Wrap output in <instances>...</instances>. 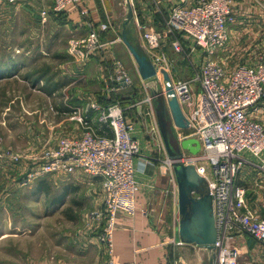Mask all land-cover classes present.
<instances>
[{
	"label": "built area",
	"instance_id": "obj_1",
	"mask_svg": "<svg viewBox=\"0 0 264 264\" xmlns=\"http://www.w3.org/2000/svg\"><path fill=\"white\" fill-rule=\"evenodd\" d=\"M17 3L22 0H6ZM51 6L40 9L42 22L49 17L64 14L70 7L79 11L84 20L88 11L83 0H47ZM136 26L141 30L146 50L158 71L152 80L169 71L164 50L170 47L176 56L190 62L193 77L173 81L163 78L166 102L176 99L180 108H188L189 129L192 138L200 143L197 155L183 152L169 157L165 165L172 173L176 167L194 168L203 181L211 200L218 231L213 246L217 264H240L241 252L231 246L235 235H245L264 248V218H258L246 199V191L236 184L250 156L260 163L264 172V124L253 119L252 113L264 103V42L260 57L254 65H241L229 71L217 59L231 39L230 28L237 23L233 0H125ZM146 8L145 15L138 7ZM110 30L109 24L91 29L86 38L74 42V56L86 62L101 48L100 38ZM81 44V45H80ZM200 54L198 60L195 54ZM113 81L118 86L133 85L122 63H114ZM152 80L143 81L144 84ZM195 85L200 92L195 90ZM172 94L167 93V89ZM111 88L110 91H116ZM147 102L152 105L148 98ZM90 114H95L94 119ZM70 119L81 126L77 139H62L55 149L42 158L43 164L27 176L23 185L50 174L74 175L82 172L98 179L101 184L103 211L95 213L105 220L99 244L107 255V264L114 260V226L118 214L134 217L137 212L136 160L146 162L141 146L135 138V123L125 116V110L114 103L96 104L74 109ZM153 133L155 131L153 130ZM179 136L181 141L192 139ZM18 164L20 158L10 153L0 154ZM182 163V164H181ZM172 183L178 187L173 174Z\"/></svg>",
	"mask_w": 264,
	"mask_h": 264
},
{
	"label": "crops",
	"instance_id": "obj_2",
	"mask_svg": "<svg viewBox=\"0 0 264 264\" xmlns=\"http://www.w3.org/2000/svg\"><path fill=\"white\" fill-rule=\"evenodd\" d=\"M3 1L5 0H0L1 11L2 8L5 9ZM46 4L50 5V2ZM21 6L27 7L25 4ZM111 6V0H83L82 7L88 11L85 20L81 18L76 8L70 7L59 18H50L46 24L61 26L62 29L75 28L76 33L80 34L79 38H84L96 26L110 25V30L101 35V48L91 60L87 64L77 63V69L80 70V74L77 76L83 75V72L89 68H96L99 74L93 83L101 86L105 91L103 95H97V100L104 105L118 103L125 110L126 118L135 123V138L146 159V162L141 161L142 159L136 160L137 180L140 185L135 199L136 215L129 217L118 214L115 221L114 260L117 264H203V257L199 254L202 248L184 244L179 240V196L172 183L173 173L165 165L166 160L173 157L172 155L178 152H187L181 148V143L184 140L181 141L179 136L184 135L187 138H192L190 136L193 131L189 129V126L187 129H182L176 125L173 114L163 97L159 98V102L155 105H149L148 99L135 96L133 85L131 87L118 86L113 81L116 72L114 63L123 60L127 55L133 59V65L136 63L139 68L130 48L146 59L155 75L160 72L146 50L141 30L136 26L132 12L128 19V10L125 22L121 27H117L110 11ZM234 8L237 23L230 28L229 45L224 51L217 54V59L230 69L241 65H254L260 57L264 42V27H262L264 25V0H237L234 3ZM26 9H30V7ZM138 10L142 16L145 15L146 8L139 6ZM43 50H40L42 55L47 57L50 52L53 54L54 51ZM16 51L18 54H13L5 62H0V83L19 81L25 89V93L16 98L21 104L27 101L32 102L34 98L38 99V102L44 103L42 108L37 110L26 111L24 107H22L24 111L21 110L23 118L30 121L28 124L29 149L38 152L46 150L48 147H55L60 136L79 138L82 131L81 126L76 120L70 119L72 112L69 110L72 109L71 105L73 106V104H77L78 108L72 110L83 109L87 103L93 101V99H88L86 93L82 91L84 81L79 79L76 82L75 80H59L51 71V66L42 70H32L26 78L19 79L18 72L23 70L24 66L18 62L22 57L17 55L24 50L18 48ZM31 52L24 51L23 55H31ZM34 52L37 54L36 49ZM164 52L169 68V71L162 75L164 79L179 81L190 80L193 77L188 60L182 56H176L170 47H167ZM59 53L56 55H60ZM195 56L198 60L200 59V54L196 53ZM56 57L55 60L62 59L59 62L62 66H67L65 57ZM111 88H117V90L111 92ZM195 90L200 92L197 85H195ZM162 101L167 105L164 119L168 147L162 134L157 112ZM53 103H57L56 110L52 106ZM181 112L188 122V108H182ZM252 117L264 124V103L252 113ZM246 159L251 162V165L244 167L236 184L245 189L248 205L256 216L264 218V172L257 167L260 165L258 161L250 156ZM67 176L69 178L67 182L63 181L61 186H57L52 196L49 192L45 193L48 199L47 207L52 211L64 206L80 208L81 203L76 201V197L79 190L84 188L90 192L87 196L89 203L95 206V210L102 212L103 199L100 181L87 177L82 172ZM88 238L90 242L88 244L86 242L87 245L83 246L85 248L93 246L97 252H100V245L96 238L92 241L91 236ZM82 239L87 241L86 237ZM231 246L241 252V257L253 254V263L251 264H264V248L252 238L237 234L232 239ZM84 251L87 252L86 249ZM98 259L100 258L98 257L96 261Z\"/></svg>",
	"mask_w": 264,
	"mask_h": 264
},
{
	"label": "rangeland",
	"instance_id": "obj_3",
	"mask_svg": "<svg viewBox=\"0 0 264 264\" xmlns=\"http://www.w3.org/2000/svg\"><path fill=\"white\" fill-rule=\"evenodd\" d=\"M3 2L5 9L2 8V11L0 9V62H5L13 54H18L16 51L18 48L25 52L32 51L31 55H23L24 51L17 55L22 57L18 62L24 66L23 70L18 72L19 79L26 78L32 70H42L51 66V71L59 80L84 81L82 91L86 93L88 99H93L87 105L107 106L97 100V95H103L105 91L93 83L99 74L96 68H89L83 75L77 76L80 74L77 63L87 64L91 58L83 62L74 56L72 53L75 49L74 42H80L88 33L84 38H79L80 34L76 33L75 28L62 29L61 26L46 24L50 18L60 17L52 12L47 20L42 22L38 13L40 9L51 6V2L50 5L46 4L49 2L47 0H22L14 4L6 0ZM125 2L111 0L110 11L117 27L123 25L128 15V4ZM235 2L237 0H233V4ZM24 4L30 9L21 6ZM35 49L37 54L34 52ZM46 49L54 50L53 54L50 52L49 57L42 55L40 50ZM56 56L65 57L67 66L59 63L62 59L55 60ZM120 62L125 65L124 69L133 83L135 96L149 98L153 105L158 103L163 95L164 77L160 76L157 82L153 81L152 77L151 82L144 84L140 69L136 63L133 65V59L129 55ZM227 70L233 69L227 67ZM24 93L25 89L19 81L0 83V154L10 153L20 158L18 164L9 158H0V264H107V255L100 244V252L93 246L88 248L83 246L90 242L89 236L92 238L91 241L95 238L98 241L105 225L104 219L101 221L97 219L95 213L100 211L95 210V206L89 203L87 196L90 192L87 189L81 188L76 197V201L81 203L80 208L64 206L52 211L47 207L48 199L45 192L47 193L48 189L52 196L57 186H61L63 181L67 182L69 179L67 175H45L23 185L29 173L43 164L42 158L46 152L56 148L62 139L71 138L66 135L60 136L55 147H48L41 150L42 152L31 151L28 145L30 121L23 118L21 110L22 107L26 111L37 110L42 108L44 103L34 98L32 102L21 104L16 98ZM56 104H52L54 110ZM71 108H78V105L73 104ZM72 109L69 111L73 112ZM94 116L95 114H90L91 119H94ZM141 153L143 154L142 149ZM179 168L187 169L188 166L181 165ZM174 187L178 192V187L175 185ZM251 210L253 211L252 208ZM83 237H86L87 241L83 240ZM201 248L199 254L203 257V264H217L213 249ZM98 257L100 259L96 261ZM253 257V254L246 257L242 255L240 264L253 263Z\"/></svg>",
	"mask_w": 264,
	"mask_h": 264
},
{
	"label": "water",
	"instance_id": "obj_4",
	"mask_svg": "<svg viewBox=\"0 0 264 264\" xmlns=\"http://www.w3.org/2000/svg\"><path fill=\"white\" fill-rule=\"evenodd\" d=\"M130 17L131 11L129 10L128 19ZM130 50L139 65L143 80H150L155 75L153 68L148 65L143 56L138 55L132 48ZM167 93L171 95L172 90L170 88L167 89ZM166 103L173 114L176 125L182 129H187L189 124L182 116L181 108L176 99L170 98ZM166 103L164 101L160 102L157 112L162 134L168 147L169 144L165 131L166 122L164 119ZM181 148L191 155H197L200 151V143L194 138L187 139L181 143ZM179 154L181 153L178 152L172 156L174 157ZM174 175L178 185L179 196L180 242L213 249L218 239V231L211 207V200L202 185L203 181L197 176L195 170L190 167L187 169L176 167Z\"/></svg>",
	"mask_w": 264,
	"mask_h": 264
},
{
	"label": "trees",
	"instance_id": "obj_5",
	"mask_svg": "<svg viewBox=\"0 0 264 264\" xmlns=\"http://www.w3.org/2000/svg\"><path fill=\"white\" fill-rule=\"evenodd\" d=\"M62 14L58 15V16H61ZM42 190V189H41ZM43 191V190H42ZM48 192V189L46 190ZM46 193V192H45Z\"/></svg>",
	"mask_w": 264,
	"mask_h": 264
},
{
	"label": "bare ground",
	"instance_id": "obj_6",
	"mask_svg": "<svg viewBox=\"0 0 264 264\" xmlns=\"http://www.w3.org/2000/svg\"><path fill=\"white\" fill-rule=\"evenodd\" d=\"M182 164V163H181Z\"/></svg>",
	"mask_w": 264,
	"mask_h": 264
}]
</instances>
